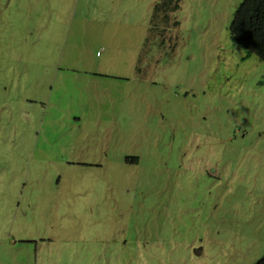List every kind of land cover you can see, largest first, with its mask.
I'll use <instances>...</instances> for the list:
<instances>
[{
	"label": "rangeland",
	"instance_id": "rangeland-1",
	"mask_svg": "<svg viewBox=\"0 0 264 264\" xmlns=\"http://www.w3.org/2000/svg\"><path fill=\"white\" fill-rule=\"evenodd\" d=\"M242 0H0V264H254L264 62Z\"/></svg>",
	"mask_w": 264,
	"mask_h": 264
},
{
	"label": "trees",
	"instance_id": "trees-1",
	"mask_svg": "<svg viewBox=\"0 0 264 264\" xmlns=\"http://www.w3.org/2000/svg\"><path fill=\"white\" fill-rule=\"evenodd\" d=\"M233 40L264 62V0H242L229 25ZM254 264H264V252Z\"/></svg>",
	"mask_w": 264,
	"mask_h": 264
}]
</instances>
